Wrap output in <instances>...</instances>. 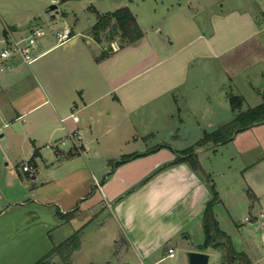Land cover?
I'll use <instances>...</instances> for the list:
<instances>
[{
	"label": "crops",
	"instance_id": "obj_1",
	"mask_svg": "<svg viewBox=\"0 0 264 264\" xmlns=\"http://www.w3.org/2000/svg\"><path fill=\"white\" fill-rule=\"evenodd\" d=\"M78 1L88 8L95 0ZM220 1L119 0L115 8L128 6L144 32L135 44L98 60L108 46L93 38V44L87 41L81 50L68 53L80 34L72 27L69 46L51 54L63 43L48 47L39 43L32 48L30 63L17 58L9 70L0 71V229L8 234L17 219L58 226V211H73L74 220L83 211L93 218L106 209L116 222L117 235L140 264L167 258L183 263L181 240L192 244L187 253L200 251L204 238L196 248L193 237L201 233L204 237L203 212L212 198L204 175L188 162L155 173L175 159L178 149L170 143L156 142L127 153L121 149L113 153V149L130 141H155L160 135L177 137L181 128L175 123L184 122L180 102L198 96V82L209 61L231 55L264 28L258 27L256 15L249 11H216ZM261 13L264 16V10ZM223 23L249 27L248 32L242 37L233 28L223 32ZM34 27L27 24L25 28ZM16 32L5 24L2 35L11 33L16 38ZM26 80L33 82V88H27ZM225 82L222 79L217 89L220 100ZM225 99L230 105L229 97ZM208 100L212 102L210 96ZM73 108L77 122L70 117ZM74 129L80 132L79 151L70 144L44 151L47 144ZM106 140L111 144L106 145ZM94 143L99 146L96 155H104L101 162L87 156ZM131 153L140 156L111 171L113 160ZM25 165L31 170L24 171ZM48 216L54 224L38 222ZM170 248L173 257L168 254Z\"/></svg>",
	"mask_w": 264,
	"mask_h": 264
},
{
	"label": "rangeland",
	"instance_id": "obj_2",
	"mask_svg": "<svg viewBox=\"0 0 264 264\" xmlns=\"http://www.w3.org/2000/svg\"><path fill=\"white\" fill-rule=\"evenodd\" d=\"M117 1L119 0H95L93 6L84 8L78 0H0V45L4 38L2 33L5 24L17 29L15 36L18 39L29 35L30 30L25 28L27 24L43 27L47 34L38 40L36 46L43 43L44 47L56 44L55 33L68 26L80 32L76 36L77 45L69 47L68 53L81 50V44L85 45L87 41L93 44L91 27L97 19L96 10L100 13L112 11L116 9ZM52 5H57V8L51 10ZM215 8L223 13H228L231 8L239 13L249 11L256 15L258 27L264 26V16L261 13V10H264V0H221ZM210 13L206 12L205 15ZM52 15L56 17L52 18ZM233 25L234 27L223 23L221 30L226 32L233 28L237 30L239 37L248 32L249 27L246 29L242 25ZM206 29L208 26H204V30ZM101 38L108 49L111 48V41L120 45L118 37L111 41H107L105 35ZM68 44L69 41L57 45L56 51L51 54H55L65 45L69 46ZM229 54L231 55L222 59L209 61L206 74L201 75L198 82V96L190 95L188 100L180 102L184 122L175 123L181 128L177 137L168 139L169 136L162 138L160 135L155 141L149 138L145 142L139 140L137 144L130 141L121 148L114 145L111 147H114L113 153L118 149L127 153L151 147L156 142L170 143L179 152L195 146V154L204 177L206 176L218 192L219 202L214 206V213L220 228L230 235L238 252L248 255L251 264H264V122L235 133L227 143L195 145L205 131L215 130L233 118L231 106L225 97L242 96L240 111H246L264 102V28L256 37L239 45ZM225 78V88L220 100L217 89ZM24 84L27 88L33 86V82L29 80L24 81ZM209 96L212 102L208 100ZM33 114L35 113H30V116ZM105 142H108L106 145L111 144V141ZM97 145L91 144L87 156L94 162H101L104 155H96L99 149ZM49 150L45 147L44 151ZM113 156L119 157L118 154ZM40 163V167L46 172L45 163L42 160ZM57 219L58 226L49 224L43 227V224H27L23 223V219L20 222L17 219V225L12 227L8 234L5 229H0V264H35L54 246L80 228H84L80 232V246L72 253L69 262L65 263L60 256L53 255L45 264H140L133 250L117 235L116 222L110 217L108 210L98 211L93 218L83 211L74 220H65L59 216ZM203 238V233L195 234L193 241L196 248L199 241L203 242ZM180 243L182 250L179 254L183 263L167 258L157 264H188L185 249L192 248V244H187L185 240ZM207 253L210 254L209 264H221L223 251L209 248ZM237 262L244 264L243 260Z\"/></svg>",
	"mask_w": 264,
	"mask_h": 264
},
{
	"label": "trees",
	"instance_id": "obj_3",
	"mask_svg": "<svg viewBox=\"0 0 264 264\" xmlns=\"http://www.w3.org/2000/svg\"><path fill=\"white\" fill-rule=\"evenodd\" d=\"M91 34L96 41H101L102 35H105L107 41H111L115 37H118L120 39L119 47L123 48L138 42L143 37L144 32L131 9L128 6H122L113 12L104 14L97 13L96 22L91 27ZM111 51L112 49L109 48L107 52L98 58V60L107 56ZM229 99L230 106L234 114L233 118L219 128L211 132H205L204 135L196 142V146H203L207 143H227L232 139L235 133L247 129L257 123L264 122V102L253 108H249L246 111H240L243 103V97L239 95H232ZM157 148L158 146L154 149ZM34 154H37V150ZM175 155L176 156L173 161L165 164L156 170L155 173L166 167L182 162H188L194 170L199 171L204 175L199 164L198 157L195 154V146L181 152L175 150ZM138 156H140V154L136 153L122 155L119 159L112 161L111 171L115 167ZM208 183H210L212 198L207 203L203 212L202 228L204 232V242L199 246V250L204 252L209 248L220 249L223 251L221 264H237V261L239 260H243L244 264H251L248 255L245 252H238L234 248L230 235L220 228L219 222L214 213V206L219 202L218 192L211 182L208 181ZM56 214L65 220H69L74 216L73 211L64 214L58 211ZM82 229L83 228H80L60 244L54 246L35 264H45L46 261L53 255L60 256L65 263H68L72 253L80 246V232Z\"/></svg>",
	"mask_w": 264,
	"mask_h": 264
},
{
	"label": "built area",
	"instance_id": "obj_4",
	"mask_svg": "<svg viewBox=\"0 0 264 264\" xmlns=\"http://www.w3.org/2000/svg\"><path fill=\"white\" fill-rule=\"evenodd\" d=\"M47 34L46 30L41 26H36L30 29L28 36L24 38H14L11 33L7 34L6 37L1 41L0 45V71H6L11 68V63L17 58H21L26 63H30L33 60L32 48L37 44L38 40ZM58 43H65L73 38L72 30L68 26H65L62 30L55 33ZM112 51L120 49L117 42H111ZM70 117L77 122L79 116L75 114L74 108L70 114ZM80 138V132L78 129H74L68 133V135L61 140L46 145V148L52 149L60 146L70 144L74 148H78V139ZM24 171H30L31 167L25 165ZM169 256L173 257L174 249L168 250Z\"/></svg>",
	"mask_w": 264,
	"mask_h": 264
},
{
	"label": "water",
	"instance_id": "obj_5",
	"mask_svg": "<svg viewBox=\"0 0 264 264\" xmlns=\"http://www.w3.org/2000/svg\"><path fill=\"white\" fill-rule=\"evenodd\" d=\"M57 8V5H52L51 10ZM46 221L47 223L54 224L55 221L48 217H41L38 222ZM188 264H208L209 263V254L201 251H189L187 253Z\"/></svg>",
	"mask_w": 264,
	"mask_h": 264
}]
</instances>
